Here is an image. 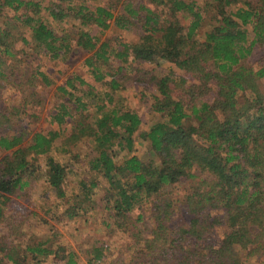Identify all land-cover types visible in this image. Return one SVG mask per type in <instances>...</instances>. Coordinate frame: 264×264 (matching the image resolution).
Returning <instances> with one entry per match:
<instances>
[{
	"label": "trees",
	"instance_id": "16d2710c",
	"mask_svg": "<svg viewBox=\"0 0 264 264\" xmlns=\"http://www.w3.org/2000/svg\"><path fill=\"white\" fill-rule=\"evenodd\" d=\"M117 1L121 10L109 0L97 5L87 0H0V10L8 8L10 16L0 22V94L12 75L11 63H21L30 49L44 51L51 60L67 59L72 38L66 29L59 32L58 24L79 25L76 44L93 52L85 64L111 91L121 86L136 62L173 63L175 68L167 71H140L135 76L155 88L151 109L161 118L142 131L141 115L114 102L113 92L105 96L114 106L96 101L92 114L93 105L85 98L98 95L94 85L76 74L68 78L59 90L69 97L51 116L52 122L73 124L64 151L71 152L72 140L92 141L95 156L89 171L108 181L104 202L113 220L108 227L137 237L139 224L146 225L144 213L136 218L132 213L144 204L149 208V236L133 241L127 264H264L262 258L257 260L264 256V0H148L152 6ZM112 23L120 29L139 24L142 35L133 44L120 43L118 49L91 33V27L105 31ZM257 50L262 53L254 64H246ZM112 57L124 64L113 66ZM21 68L26 70L24 62ZM36 73L50 82L41 71ZM77 82L87 85L88 95L72 91ZM34 94L29 91V97ZM36 104L41 107L42 101ZM137 134L155 156L149 161L134 153ZM61 136L56 130L36 131L25 141L27 136L18 129L0 134V151H8L0 156V223L10 227L5 236L24 235L14 215L7 214L8 206L11 195L29 192L27 187L39 180L40 168L34 163L39 155H48L41 176L57 198L66 199L58 219L72 220L84 209L95 208V201H87L99 185L96 177L79 180L80 200L67 198L69 165L49 155ZM116 145L128 150L122 162L116 161ZM175 184L188 186L182 200L166 192ZM219 230H224L221 239L210 242ZM4 239L0 264L48 258L57 264H79L74 250L54 248L50 238L22 249ZM111 249L94 243L93 264H125L109 257Z\"/></svg>",
	"mask_w": 264,
	"mask_h": 264
},
{
	"label": "rangeland",
	"instance_id": "374dc122",
	"mask_svg": "<svg viewBox=\"0 0 264 264\" xmlns=\"http://www.w3.org/2000/svg\"><path fill=\"white\" fill-rule=\"evenodd\" d=\"M103 0H87V4L97 5L102 4ZM133 3L138 6L139 4H147L148 0H132ZM205 0H199L201 4ZM118 10L122 9V5L117 0H109ZM118 3V4H117ZM152 6V4H147ZM241 6V1L235 3V7ZM7 9L0 10V22L4 21L7 14ZM7 17L10 16L7 14ZM78 24H63L57 25L59 32L66 29V32L72 38L71 53L66 60H51L47 55L42 52H36L34 49H30L26 56L21 59V63H11L12 69H8L9 73H12L8 79V85L2 90L0 94V134L7 130H16L23 132L27 137L25 141L32 138L33 133L36 131H49L56 130L62 133V136L58 138L49 155L54 157L58 161L67 162L70 171L69 177L66 180L67 184V198H70L72 202H75L81 197L82 189L79 186V180L84 177L95 178L98 182V186L94 189V194L88 203L95 201V208L92 209L89 204H85L90 207L85 211H82L81 216L75 219L68 220L66 217L58 219V216L63 212L66 207V199L62 200L55 196L51 187L43 178V173L47 167V154L39 155L35 157L34 163L40 168L39 180L33 182L27 189L29 192H19L11 195V201L9 203V211L7 214L14 215L13 218L18 220V224L21 227V231L24 235L15 237L12 235L5 236V233L9 231V226L0 223V238L20 247V249L26 247L27 243L32 241H38L42 239L50 238L53 243L52 246H62L68 249L74 250L79 257V264H93V244L102 243L109 245L112 249L109 253V257L113 259H121L122 263L127 264L129 256L131 255L132 243L137 239H144L149 236V229L151 230L150 211L146 204L141 210H134L133 216H138L139 212L144 213L146 225L144 227L140 225L137 230V237H131L130 234L124 233L113 225L107 226L109 221H113L110 218L104 202L105 189L108 186V181L103 175H98L96 172L89 171V161L95 156L93 151L92 141L83 139L77 144L72 143L71 152L64 151V138L71 132L72 123L59 124L52 122V114L56 113V107L62 102L67 100L68 95L62 93L59 90L60 86H65L66 80L72 77L74 74L79 75L86 82L94 85V93L97 96L85 94L87 92V85H80L77 82V86L72 89L78 95H88L85 101L93 107H91V113H96L98 101L100 104L107 103L108 106H114V102L121 103L122 106L131 108L137 111L143 118V124L140 130H146L150 125L159 121L160 114L154 112L151 109L153 102V95L156 94L155 88H147L148 84H143L139 79L136 80V74L141 71L158 74L163 71H167L169 68H175L173 63L165 60H158L154 62H136L125 72L126 78L121 79V86L115 91H111L108 84L96 81L91 74L89 67L85 64V60L93 55V52H89L82 47H79L75 42L77 38L76 32ZM23 30V29H22ZM91 33L97 36L100 41L108 40L112 48H121L120 43L133 44L139 40L142 35V30L139 24L132 25L129 29H120L112 23L111 27L105 31H101L97 27L90 28ZM27 32V31H26ZM24 34V33H23ZM25 35H28L25 33ZM251 34H249V37ZM34 45L32 46V48ZM262 53L261 50H257L252 56L247 58L246 64L253 65L255 59ZM112 65L117 67L121 63L114 57H112ZM27 67L26 70H22V64ZM128 64V63H127ZM10 65V66H11ZM18 66V67H16ZM178 70V69H177ZM42 72L47 75L48 84L46 80L38 73ZM180 71V70H179ZM181 72V71H180ZM141 73V74H142ZM34 75V77H32ZM24 76V77H23ZM31 79L27 84L26 80ZM11 80V82H9ZM29 91H34L35 94L29 97ZM113 92L114 102L107 100L105 92ZM26 99H29V103H25ZM42 101V106L39 107L37 101ZM101 100H105L102 102ZM18 108V112L14 109ZM21 110H20V109ZM33 108V109H32ZM92 113V114H93ZM37 115L38 117L34 116ZM100 114V113H99ZM6 115L10 118L7 121ZM9 128V129H7ZM136 142L135 154L142 159L149 161L154 158V154L149 152V146L147 142L139 140L138 134ZM26 143V142H24ZM28 144V143H26ZM116 154V161L122 162L128 155V150L116 145L114 147ZM8 153V151H0V156ZM26 189V190H27ZM188 191V186L172 185L166 189L168 196L182 200L184 194ZM86 202V201H85ZM57 213V214H56ZM182 221H185L184 217H180ZM22 224V226H21ZM224 230H219L211 236L210 242L217 243L221 239V235ZM4 235V236H2ZM130 246V247H129ZM198 249V248H197ZM112 254V255H111ZM109 258V259H110ZM264 261V256H259L257 260ZM103 260H107L104 258ZM28 264H57L51 258L45 259L42 262L29 260ZM194 264H197L194 262Z\"/></svg>",
	"mask_w": 264,
	"mask_h": 264
}]
</instances>
